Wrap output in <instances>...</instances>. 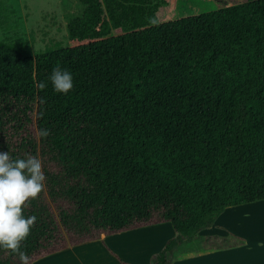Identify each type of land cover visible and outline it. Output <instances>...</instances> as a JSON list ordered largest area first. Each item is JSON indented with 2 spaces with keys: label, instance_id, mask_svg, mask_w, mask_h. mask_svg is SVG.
<instances>
[{
  "label": "trees",
  "instance_id": "16d2710c",
  "mask_svg": "<svg viewBox=\"0 0 264 264\" xmlns=\"http://www.w3.org/2000/svg\"><path fill=\"white\" fill-rule=\"evenodd\" d=\"M101 2L121 35L34 57L0 45V152L40 158L46 176L22 207L37 220L21 251L31 264L157 222L176 236L150 264L241 246L196 234L264 200V0L165 23V0ZM56 67L73 75L67 94ZM0 264L21 261L0 247Z\"/></svg>",
  "mask_w": 264,
  "mask_h": 264
},
{
  "label": "rangeland",
  "instance_id": "374dc122",
  "mask_svg": "<svg viewBox=\"0 0 264 264\" xmlns=\"http://www.w3.org/2000/svg\"><path fill=\"white\" fill-rule=\"evenodd\" d=\"M242 1L165 0L158 21L195 16ZM121 34L120 29L110 27L101 0H0V45L23 56L34 57ZM84 254L80 252V262Z\"/></svg>",
  "mask_w": 264,
  "mask_h": 264
},
{
  "label": "crops",
  "instance_id": "0c3cea01",
  "mask_svg": "<svg viewBox=\"0 0 264 264\" xmlns=\"http://www.w3.org/2000/svg\"><path fill=\"white\" fill-rule=\"evenodd\" d=\"M230 235L243 240V244L211 251L198 249L183 254L173 264H264V200L227 207L211 226L196 234L197 237ZM175 236L170 223L157 222L68 246L31 264H64V261L73 264H150V256ZM81 251L86 252L82 262Z\"/></svg>",
  "mask_w": 264,
  "mask_h": 264
},
{
  "label": "clouds",
  "instance_id": "9594fccd",
  "mask_svg": "<svg viewBox=\"0 0 264 264\" xmlns=\"http://www.w3.org/2000/svg\"><path fill=\"white\" fill-rule=\"evenodd\" d=\"M149 22L157 23L154 18H149ZM50 80L54 90L62 94H67L74 87L72 73L60 67L53 69ZM37 87L43 90L47 85L40 82ZM49 135L48 129L36 131L38 139ZM45 180L40 158L28 155L13 159L8 151L0 152V247L17 254L21 264H30L31 258L21 251V244L37 220L34 215L25 217L22 207L45 191Z\"/></svg>",
  "mask_w": 264,
  "mask_h": 264
}]
</instances>
